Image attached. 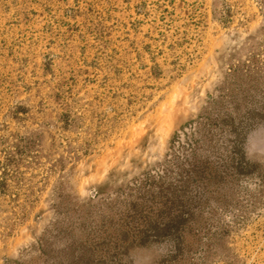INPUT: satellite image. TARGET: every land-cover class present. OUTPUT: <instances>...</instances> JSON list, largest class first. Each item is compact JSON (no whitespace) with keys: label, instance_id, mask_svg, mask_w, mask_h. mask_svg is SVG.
Here are the masks:
<instances>
[{"label":"rangeland","instance_id":"374dc122","mask_svg":"<svg viewBox=\"0 0 264 264\" xmlns=\"http://www.w3.org/2000/svg\"><path fill=\"white\" fill-rule=\"evenodd\" d=\"M209 129L181 252L124 240ZM0 264H264V0H0Z\"/></svg>","mask_w":264,"mask_h":264},{"label":"trees","instance_id":"16d2710c","mask_svg":"<svg viewBox=\"0 0 264 264\" xmlns=\"http://www.w3.org/2000/svg\"><path fill=\"white\" fill-rule=\"evenodd\" d=\"M207 120V119H206ZM226 124V121H223ZM215 125V122L213 123ZM211 130H207L205 134L202 135V138H194L192 140V149L191 153L188 156L184 157V165L177 166L176 173V182L177 186L175 190L172 191V197H169L167 194V190L163 188H156V192L147 191L142 195H139L138 200L140 201L138 204L135 203L131 205L125 215L126 221V230L124 240L135 242L136 245H144L149 242H157L161 240H171L174 242V250L177 255L181 252V247L183 243V234L186 232V229L189 228L190 224L194 222V213L192 209L193 206L178 205V190L181 189L183 185L185 186H199L204 182H209L213 180L216 176L213 172H215L214 168L210 167V163L204 161L199 157V152L204 145V139L210 138ZM235 174L240 176V172H236ZM241 177V176H240ZM157 199H162V205L169 207L171 211V217L168 222L163 225H153L145 228L144 230L141 227V222L144 220L143 213L148 208H152L151 204H156ZM190 201L197 202L192 198H188ZM233 220V219H232ZM219 226L220 223L218 222ZM217 224L213 225V223H206L203 231H201L200 241L210 242L214 238L213 231L210 230V227H216ZM207 240V241H205Z\"/></svg>","mask_w":264,"mask_h":264}]
</instances>
